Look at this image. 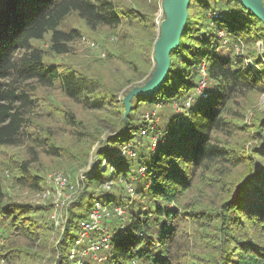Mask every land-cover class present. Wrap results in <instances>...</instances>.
<instances>
[{
    "label": "trees",
    "instance_id": "16d2710c",
    "mask_svg": "<svg viewBox=\"0 0 264 264\" xmlns=\"http://www.w3.org/2000/svg\"><path fill=\"white\" fill-rule=\"evenodd\" d=\"M193 7L195 13L190 12ZM187 10V21L177 48L170 53V68L162 85L150 95L133 96L130 112L123 118V111L119 112L122 103L114 101V92L101 79L55 65L48 61L49 52L36 42L48 35V51L67 53L68 43L81 36L77 29L61 28L71 14L82 19L90 30H115L122 24H142L147 30L148 18L133 7L122 8L118 0H0V146L21 143L25 127L30 125L34 86H57L85 111L116 112L118 128L97 150L105 163L112 162L111 169L108 176L106 166L101 169V165L95 172L84 174L85 190L78 201L87 195L89 202H107L110 209L119 205L124 212L104 218L112 220L110 225L103 223L111 232L110 248L98 251L100 259L91 253L81 257V264H185L181 255L184 244L173 241L179 219L171 202L179 203L199 172L244 163L246 170L230 189L225 206L230 214L226 236L235 238L238 245L229 259L222 257L220 250L206 261L264 264V146L254 150L252 157L216 139V134H234L233 123L225 119V109L234 95L264 93V62L251 51L250 60L245 61L238 52L243 44L254 46L264 37L260 31L264 24L240 0H190ZM201 80L204 86L198 89ZM142 107L149 109L150 118L145 119L144 112L139 116ZM65 116L74 122L72 114ZM262 127L259 131L264 134ZM34 139L45 145L48 153L57 152L45 139ZM123 146L133 155L122 154ZM17 168L19 185L40 189L42 178L30 174L29 161H21ZM106 182H111L109 189L104 187ZM123 189L126 195L115 191ZM3 200L0 183V215L9 219L23 239L40 238L44 227L36 214L50 207L40 209ZM191 212L204 215L195 208ZM78 222L67 219L60 241L63 259V250L71 251ZM219 243L221 248L223 240ZM0 259L9 262V254H0ZM70 264H78L77 258Z\"/></svg>",
    "mask_w": 264,
    "mask_h": 264
},
{
    "label": "rangeland",
    "instance_id": "374dc122",
    "mask_svg": "<svg viewBox=\"0 0 264 264\" xmlns=\"http://www.w3.org/2000/svg\"><path fill=\"white\" fill-rule=\"evenodd\" d=\"M118 2L122 8L133 7L143 15V18H148L149 29L144 30L142 24L138 26L122 24L115 30L107 27L90 30L82 19L76 14H71L61 28L66 31L77 29L81 36L68 43L67 53L56 55L48 51V35L36 44L49 52L48 61L55 65L73 68L77 72L101 79L107 88L114 92V101L118 105L122 103L123 107L119 112L123 111V118H126L131 103L125 114L124 97L135 86H142L154 70L153 45L159 35L164 13L162 0ZM141 3H144V6L139 7ZM195 11V7L190 9L192 13ZM86 40L95 42L97 48L92 49ZM250 51L252 56L257 55L264 62V37L254 46L246 47L243 44L238 52L244 56L245 61H249ZM34 87L35 90L32 92L34 105L29 110L30 125L25 127L21 143L18 146H0V183L4 192L3 203H23L40 209L49 206L50 210L36 214L44 228L40 238L32 241L23 239L11 226L9 219L0 215V254L8 253L10 258L9 262L5 260L1 264H56L57 260L59 264L63 261L70 264L77 255L71 257V252L63 250L65 257L63 259L60 254L63 245L60 241L68 217L80 221L87 217L92 205L87 195L78 201L85 190L80 176L88 171L95 172L100 165L101 169L106 166L105 175L108 176L112 162L105 163V159L97 150L108 135L115 134L114 130L118 128L114 121L116 112L111 109L106 113L85 111L69 101L57 86ZM143 112L145 119L149 118V109L142 107L140 117ZM69 113L74 116V122L66 119L65 114ZM225 113V119L234 125L232 128L234 134L231 136L216 134V139L221 145H234L239 154L244 151L248 156H252L254 150L264 146V134L259 131L263 130L264 125V93L234 95L228 102ZM35 137L53 144L57 152L48 153L46 146L41 145L40 141L34 139ZM23 160L30 162V174L42 178L40 189L29 188L16 182L15 177L19 175L17 165ZM249 160L247 157V161ZM244 164L238 166L227 164L222 169L199 172L179 203L171 202L174 209L177 208L179 219L173 241L178 240L184 244L181 255L184 256L185 264H207L206 259L217 256L220 250H223L222 257L229 259L236 250L235 246L238 245L236 239L226 236L230 232L228 229L230 214L225 206L230 189L235 188V184L246 170ZM56 171L65 173L71 182L79 181V188L73 199L66 202L62 208L54 204L51 195L43 196V193L52 187L49 175ZM115 191L126 195L125 189L123 192ZM194 208L196 211L202 210L207 217L193 215L191 209ZM223 219L227 221V225ZM101 221L108 225L112 222L111 219L104 218ZM233 230L237 236L236 227ZM72 231L71 233L76 232ZM222 240L223 245L220 248L219 242ZM16 254L20 257L16 258ZM124 264L130 262L126 261Z\"/></svg>",
    "mask_w": 264,
    "mask_h": 264
},
{
    "label": "built area",
    "instance_id": "2783aa9c",
    "mask_svg": "<svg viewBox=\"0 0 264 264\" xmlns=\"http://www.w3.org/2000/svg\"><path fill=\"white\" fill-rule=\"evenodd\" d=\"M223 35V34H221ZM225 42V40H224ZM86 43L92 48L96 49L97 44L93 41L86 40ZM203 72V70H202ZM204 80L200 81L198 89L203 88ZM148 118V117H147ZM150 118V117H149ZM122 154L129 153L133 155V152L123 146ZM85 175L80 176V180L84 179ZM49 180L52 184L51 189L43 193L44 197L52 196L54 198V204L62 208L66 202L73 199V195L77 192L79 188V181L71 182L69 177L61 172L56 171L49 175ZM111 182L104 183V187L109 189ZM128 190L133 193L132 188L128 187ZM54 205V206H55ZM124 210L121 206L115 205L113 209H110L107 202L95 200L91 208L89 209L88 215L86 218L81 219L78 222V235L75 237L74 243L71 248V257L78 255L77 257L78 264H81V257L91 253L94 258L100 259L97 253L100 249H109L111 246V232L109 229L102 223L103 218H110L112 214L121 216ZM55 216L53 215L52 218ZM57 222V220H56ZM97 234L94 238L93 236ZM3 259H0V264L3 262ZM136 264V262H132Z\"/></svg>",
    "mask_w": 264,
    "mask_h": 264
},
{
    "label": "water",
    "instance_id": "95a60500",
    "mask_svg": "<svg viewBox=\"0 0 264 264\" xmlns=\"http://www.w3.org/2000/svg\"><path fill=\"white\" fill-rule=\"evenodd\" d=\"M244 8L264 24L262 0H240ZM190 0H162L164 18L160 22L159 35L153 45L155 67L151 77L142 85L135 86L124 97L125 114L130 107V99L135 95H150L162 85L170 68V53L177 48L186 24ZM56 264H59L57 260Z\"/></svg>",
    "mask_w": 264,
    "mask_h": 264
}]
</instances>
